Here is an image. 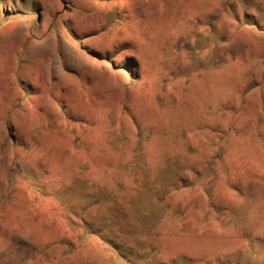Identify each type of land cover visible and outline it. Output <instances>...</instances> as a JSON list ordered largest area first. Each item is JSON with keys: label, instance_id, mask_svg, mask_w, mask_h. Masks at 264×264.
Listing matches in <instances>:
<instances>
[{"label": "rangeland", "instance_id": "rangeland-1", "mask_svg": "<svg viewBox=\"0 0 264 264\" xmlns=\"http://www.w3.org/2000/svg\"><path fill=\"white\" fill-rule=\"evenodd\" d=\"M0 264H264V0H0Z\"/></svg>", "mask_w": 264, "mask_h": 264}, {"label": "trees", "instance_id": "trees-1", "mask_svg": "<svg viewBox=\"0 0 264 264\" xmlns=\"http://www.w3.org/2000/svg\"><path fill=\"white\" fill-rule=\"evenodd\" d=\"M95 233H97V232H95ZM95 233H93V234H95ZM101 238H102L103 241L107 242L105 237L101 236Z\"/></svg>", "mask_w": 264, "mask_h": 264}]
</instances>
